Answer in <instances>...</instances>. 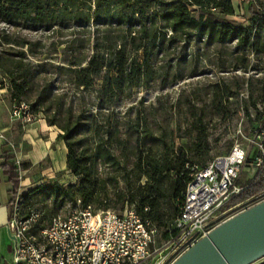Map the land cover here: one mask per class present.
<instances>
[{"label":"trees","instance_id":"16d2710c","mask_svg":"<svg viewBox=\"0 0 264 264\" xmlns=\"http://www.w3.org/2000/svg\"><path fill=\"white\" fill-rule=\"evenodd\" d=\"M247 1L248 24L242 25L230 18L231 0H0V86L6 84L10 107L24 102L59 129L66 169L76 178L67 184L50 179L22 193L20 215L41 213L34 233L79 200L94 211L133 204L166 237L191 167L214 157L208 124L242 108L252 135L264 120V77L256 87L247 80V98L239 97L244 81L237 77L210 81L203 105L181 95L170 105L171 115L153 123L157 107L128 115L113 106L136 89L164 88L212 64L220 71L247 70L251 55L264 56V10ZM20 29L65 37L49 45L56 51L63 45L75 57L62 64L39 61L46 43ZM55 77L69 87L55 86ZM174 114L186 119L183 129L180 121L172 127ZM176 131L187 141L176 145ZM2 158L0 174L16 194L17 167L11 156ZM261 196L264 164L224 208Z\"/></svg>","mask_w":264,"mask_h":264},{"label":"built area","instance_id":"2783aa9c","mask_svg":"<svg viewBox=\"0 0 264 264\" xmlns=\"http://www.w3.org/2000/svg\"><path fill=\"white\" fill-rule=\"evenodd\" d=\"M10 117L27 123L35 115L29 105L20 102L11 105ZM249 142L248 149L235 143L228 153L213 157L205 166L191 167L177 214L163 239L161 230L133 204L126 203L119 211H94L91 204L82 207L79 200L73 206L66 204L34 233L41 213L32 211L27 218L20 215V179L25 171L16 158L19 186L12 195L8 220L13 255L7 264H171L218 224L264 200L261 196L249 205L250 201L224 208L246 185L241 184L243 172L264 164V120Z\"/></svg>","mask_w":264,"mask_h":264},{"label":"rangeland","instance_id":"374dc122","mask_svg":"<svg viewBox=\"0 0 264 264\" xmlns=\"http://www.w3.org/2000/svg\"><path fill=\"white\" fill-rule=\"evenodd\" d=\"M234 13L230 16L236 23H240L242 25L248 24L249 19V2L247 0H231ZM258 5L259 9L264 10V0H254ZM194 12V11H193ZM195 14V13H194ZM2 27V24H0ZM22 36H26L30 40L41 39L46 43V47L43 49V53L36 57L39 61H47L52 64H62L68 59H73L75 57L71 54L70 49H64V46L61 45L57 48V51L54 50L49 44L53 40L65 39V37L60 36H49L48 33L42 31H29L26 29L18 30ZM250 66L247 70H236V71H220L216 69L215 65L206 66L201 69V71L192 77L185 78L183 80L177 81L174 84L168 85L164 88L159 87L154 84L149 88L136 89L130 97L119 100L115 103L113 108L120 112H127L128 115H133L136 110H150L152 107H157L158 111L155 116H150L149 120L151 123L155 121V117L159 120L161 116H166L167 114L170 116L171 112H169L170 105L174 104L176 99L179 96H184L189 99H193L197 101V106L200 107L203 103L208 101L207 94H205L204 86L208 85L210 81H216L220 77H237L240 80L244 81L241 85V94L240 98L248 97V89L249 85L247 83L248 79H252L253 86L256 87L258 85L257 79L264 77V56H250ZM59 78L55 77V80H52L55 86H60L66 89L69 87L58 80ZM99 81L96 83L97 87ZM89 98V96H88ZM0 100H3L4 104L10 106L9 98L6 92V84L0 86ZM183 101V100H182ZM182 107V105H180ZM253 115L255 114L252 112ZM172 120V127L175 128V123L177 121L181 122V129L186 126V119L183 116H179L178 114H174ZM249 120L246 118L244 111L240 108L229 120H221V119H213L208 124L209 127V144L211 148L212 156L224 155L226 151H228L229 147L232 144L238 143L243 148L248 149L250 147L249 136H248V127ZM183 131V130H181ZM180 131V132H181ZM176 131L175 143L176 145L179 143H184L187 141V138H179L177 135L180 133ZM14 145V144H13ZM15 146V145H14ZM16 148V147H14ZM47 163H41L38 166L33 168V171L25 172L28 178H32L33 176L38 179L35 182H32V186L46 182L50 179L58 180L62 184H67L69 182H75L76 178L69 171H62L59 173H52V170H48ZM246 172H243L241 176V184H246L252 178V175L247 176ZM50 175H54L53 178H50ZM20 193L18 199V208H20V203L22 201ZM255 201H250L246 205L252 204ZM244 205V206H246ZM41 205L37 206V209L40 210ZM243 207V206H242ZM120 205L116 206V211H119ZM241 208V207H240ZM163 239V236H162ZM261 261H264V258L258 260L254 264H258Z\"/></svg>","mask_w":264,"mask_h":264},{"label":"crops","instance_id":"0c3cea01","mask_svg":"<svg viewBox=\"0 0 264 264\" xmlns=\"http://www.w3.org/2000/svg\"><path fill=\"white\" fill-rule=\"evenodd\" d=\"M59 129L49 125L42 117L35 118L27 123L10 117V106L0 100V164L4 161V155L11 156V161L21 160V167L25 172L33 171V168L41 163H47L48 170L52 173L68 171L66 169V147L64 141L58 138ZM14 144L16 148H12ZM255 168L250 167L246 175L256 173ZM24 172L21 181V192L32 186L38 178L31 179ZM72 174V173H71ZM73 175V174H72ZM74 176V175H73ZM53 178L54 175H50ZM242 181V180H241ZM11 184L4 174H0V264H7L12 259L11 237L8 229V220L11 209ZM258 264H264L261 261Z\"/></svg>","mask_w":264,"mask_h":264},{"label":"water","instance_id":"95a60500","mask_svg":"<svg viewBox=\"0 0 264 264\" xmlns=\"http://www.w3.org/2000/svg\"><path fill=\"white\" fill-rule=\"evenodd\" d=\"M264 258V200L224 220L171 264H254Z\"/></svg>","mask_w":264,"mask_h":264}]
</instances>
